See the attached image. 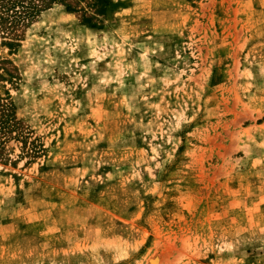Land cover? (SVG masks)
Here are the masks:
<instances>
[{
    "label": "rangeland",
    "instance_id": "374dc122",
    "mask_svg": "<svg viewBox=\"0 0 264 264\" xmlns=\"http://www.w3.org/2000/svg\"><path fill=\"white\" fill-rule=\"evenodd\" d=\"M110 1L0 27V264H264V0Z\"/></svg>",
    "mask_w": 264,
    "mask_h": 264
},
{
    "label": "trees",
    "instance_id": "16d2710c",
    "mask_svg": "<svg viewBox=\"0 0 264 264\" xmlns=\"http://www.w3.org/2000/svg\"><path fill=\"white\" fill-rule=\"evenodd\" d=\"M64 1L65 0H0V27L9 33L16 23L24 22L29 17H33L37 12L49 7L50 4L54 2L64 3ZM110 2V0H85L86 6L82 8L85 11L91 10L96 16L105 15ZM65 7L69 9L70 5L65 4ZM5 105L6 104L0 103V129L8 127L9 114L5 113L3 109Z\"/></svg>",
    "mask_w": 264,
    "mask_h": 264
},
{
    "label": "bare ground",
    "instance_id": "6f19581e",
    "mask_svg": "<svg viewBox=\"0 0 264 264\" xmlns=\"http://www.w3.org/2000/svg\"><path fill=\"white\" fill-rule=\"evenodd\" d=\"M149 264H154V261H150Z\"/></svg>",
    "mask_w": 264,
    "mask_h": 264
}]
</instances>
